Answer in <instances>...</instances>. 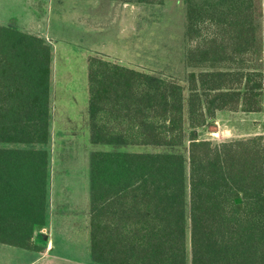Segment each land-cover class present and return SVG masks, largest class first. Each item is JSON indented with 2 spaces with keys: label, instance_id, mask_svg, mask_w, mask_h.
Here are the masks:
<instances>
[{
  "label": "trees",
  "instance_id": "16d2710c",
  "mask_svg": "<svg viewBox=\"0 0 264 264\" xmlns=\"http://www.w3.org/2000/svg\"><path fill=\"white\" fill-rule=\"evenodd\" d=\"M184 5L185 87L88 56L91 143L188 141L187 157L90 153V256L97 264H264V137L202 136L219 111L262 108L261 0ZM51 88L50 42L0 22V244L31 250L33 260L49 226Z\"/></svg>",
  "mask_w": 264,
  "mask_h": 264
},
{
  "label": "rangeland",
  "instance_id": "374dc122",
  "mask_svg": "<svg viewBox=\"0 0 264 264\" xmlns=\"http://www.w3.org/2000/svg\"><path fill=\"white\" fill-rule=\"evenodd\" d=\"M261 8V66L264 71V0H261ZM0 22L51 39V127L54 154L57 160L64 159L78 164L82 173L77 185L71 184L72 193L63 197L81 199L82 206L88 205L89 211V200L85 198L88 197L85 192L88 191V181L85 178L87 144L84 138L88 114L87 66L82 54H101L117 63L173 79L185 87L184 0H163L160 4H124L122 1L107 0H0ZM261 109L263 113L259 118H255L252 113H239L237 119L242 120V124L234 127L232 136L222 139L227 141L258 135L254 133L263 131L264 95ZM202 136L208 137L207 133ZM100 145L108 150L180 152L185 157L188 155L187 140L176 147ZM85 210L81 207V216L73 215L76 217L73 224L62 225H73V228L66 229L72 231L66 235L69 243L62 240L63 235L55 233L54 249L50 254L58 259L49 264H68L66 261L75 259L83 263L90 259L87 239L89 226ZM45 233L48 234V230ZM37 240L45 242L43 238Z\"/></svg>",
  "mask_w": 264,
  "mask_h": 264
},
{
  "label": "crops",
  "instance_id": "0c3cea01",
  "mask_svg": "<svg viewBox=\"0 0 264 264\" xmlns=\"http://www.w3.org/2000/svg\"><path fill=\"white\" fill-rule=\"evenodd\" d=\"M124 4H127V2H124ZM45 38L48 40V42L51 43V39H48V36H45ZM87 51V50H86ZM101 55V54H98ZM88 52L87 54H82L83 60H86V66H87V73H88ZM53 59V55H52ZM52 68H53V62H52ZM87 89H88V77H87ZM88 91V90H87ZM88 97V94H87ZM239 113H246L244 111H219L216 115V118L214 120L215 128H213L210 131H206L205 133H209L211 131H218L220 138L217 140H221L222 138H227L229 136H232V131H234V127L236 125H241L242 120L237 119ZM252 113L255 118H259V116L263 113L262 109L257 112H249ZM87 124H86V135L84 136L87 144V159H86V167H85V178L88 181V191L85 190L86 195L88 197L86 198V201L89 200V211H88V205L82 206V200L76 197H63L64 195H69L72 193L71 184L77 185L81 170L79 169L80 166L77 164H73V162H66L64 159L57 160V157L54 154V145H53V132L51 127V142L47 145V149L49 148L50 151V165L48 169V185H49V192H48V207H47V217L49 218V226L44 227L46 230H48L46 244H44V248L39 252V254L36 256L35 260H33L34 253L31 250H22L18 249L13 246H8L5 244H0V264H49L54 263V260L58 259V257H54L50 254V251L54 249V235L55 233H60L62 236V240H67L66 242L69 243V240L66 239V235L70 234L72 232L70 229L66 230L67 227L73 228V225L71 226H62V225H70L73 224L74 218L77 216H81L79 214V210L82 207L86 209V218L88 220V226H89V213H90V166H89V157L90 153L95 150H108L107 147H103L100 144H93L89 140V118L87 114ZM264 120V118L262 119ZM264 122V121H263ZM254 134H261L264 136V124H263V131L255 132ZM221 141H224L222 139ZM53 150V151H52ZM63 161V162H61ZM88 162V163H87ZM67 191H66V187ZM70 191V193H69ZM73 215H76L74 217ZM66 220V221H65ZM75 225V224H74ZM64 228V229H63ZM61 229V230H60ZM89 233V232H88ZM88 244L90 246V235L88 234ZM67 243V244H68ZM90 249V247H89ZM50 260V261H49ZM19 261V262H18ZM57 263V261H56ZM68 264H81L82 261L79 259H75L72 261H66ZM84 264H97L91 260V257L89 260L83 262Z\"/></svg>",
  "mask_w": 264,
  "mask_h": 264
},
{
  "label": "built area",
  "instance_id": "2783aa9c",
  "mask_svg": "<svg viewBox=\"0 0 264 264\" xmlns=\"http://www.w3.org/2000/svg\"><path fill=\"white\" fill-rule=\"evenodd\" d=\"M207 135H208V137L206 139H218V138H220L218 131H211ZM41 232L45 233L46 232V228H42Z\"/></svg>",
  "mask_w": 264,
  "mask_h": 264
},
{
  "label": "water",
  "instance_id": "95a60500",
  "mask_svg": "<svg viewBox=\"0 0 264 264\" xmlns=\"http://www.w3.org/2000/svg\"><path fill=\"white\" fill-rule=\"evenodd\" d=\"M41 237H42L43 239H47V235H46L45 233H41Z\"/></svg>",
  "mask_w": 264,
  "mask_h": 264
},
{
  "label": "flooded vegetation",
  "instance_id": "af4514ba",
  "mask_svg": "<svg viewBox=\"0 0 264 264\" xmlns=\"http://www.w3.org/2000/svg\"><path fill=\"white\" fill-rule=\"evenodd\" d=\"M46 232H47V230H46ZM46 234V233H45ZM47 235V234H46ZM44 240H46V239H44ZM82 264H84V263H82Z\"/></svg>",
  "mask_w": 264,
  "mask_h": 264
}]
</instances>
